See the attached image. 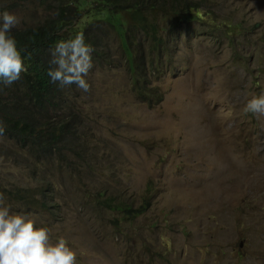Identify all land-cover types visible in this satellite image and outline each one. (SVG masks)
I'll list each match as a JSON object with an SVG mask.
<instances>
[{
  "label": "rangeland",
  "instance_id": "374dc122",
  "mask_svg": "<svg viewBox=\"0 0 264 264\" xmlns=\"http://www.w3.org/2000/svg\"><path fill=\"white\" fill-rule=\"evenodd\" d=\"M202 1L216 29L194 22L172 42L166 17L154 19L169 49L156 58L166 69L149 75L159 104L137 101L113 34L107 64L84 77L89 91L71 96L87 115L78 132L84 160L63 163L71 177L50 166L55 220L28 215L52 243L68 241L76 264H264V116L243 111L264 93V0ZM8 12L17 26L37 17ZM136 42L149 54L141 35ZM148 186L149 210L121 228L141 240L127 243L107 222L115 214L92 199L104 189L136 207Z\"/></svg>",
  "mask_w": 264,
  "mask_h": 264
},
{
  "label": "trees",
  "instance_id": "16d2710c",
  "mask_svg": "<svg viewBox=\"0 0 264 264\" xmlns=\"http://www.w3.org/2000/svg\"><path fill=\"white\" fill-rule=\"evenodd\" d=\"M0 4L5 11L19 9L37 15L11 30L26 71L10 86L0 82V122L5 129L0 136V193L11 212L45 213L55 220L61 204L52 186L54 181L48 178L54 174L48 172L55 169L50 166H56L71 177L73 171L65 172L63 163H72L69 156L84 160L78 132L87 119L82 108L74 110L77 99H71L72 95L77 97L80 89L75 84L53 83L47 74L49 68H55L49 63L55 44L83 33L85 43L94 48L93 66L101 67L107 64L108 40L113 34L120 42L137 101L152 107L163 100V92L151 86L149 75L157 78L166 69L163 66H168V62L164 65L156 58L169 51L159 35L162 29L154 20L158 13L168 21L172 42L182 33L192 34L194 22L209 29L217 26L210 18L206 23L209 12L202 0H0ZM138 35L144 38L145 52L149 53L146 56L136 46L140 45L136 42ZM229 42L230 46L235 45ZM168 55L171 66L174 57ZM152 199V186H148L136 207L119 195H108L104 189H99L92 200L99 210L115 214L107 220L115 233L126 234L127 243H135L141 240L138 232H122L121 228L145 214ZM136 248L134 244L130 249Z\"/></svg>",
  "mask_w": 264,
  "mask_h": 264
},
{
  "label": "clouds",
  "instance_id": "9594fccd",
  "mask_svg": "<svg viewBox=\"0 0 264 264\" xmlns=\"http://www.w3.org/2000/svg\"><path fill=\"white\" fill-rule=\"evenodd\" d=\"M19 24L15 14L0 12V82L10 86L26 71L21 51L11 35V30ZM94 48L85 43L83 33L74 38L62 40L50 50L48 76L53 83L61 86L75 84L83 92L90 85L84 79L93 67ZM245 113L264 116V93L253 95L243 109ZM0 122V136L4 134ZM76 253L68 246V241L59 237L55 243L50 240L49 229L36 227V222L28 214L10 211L0 193V264H76Z\"/></svg>",
  "mask_w": 264,
  "mask_h": 264
}]
</instances>
